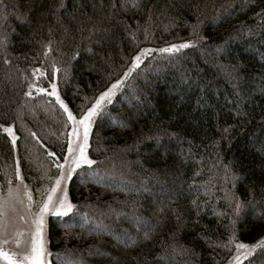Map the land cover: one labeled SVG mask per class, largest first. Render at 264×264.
Wrapping results in <instances>:
<instances>
[{"label": "trees", "instance_id": "16d2710c", "mask_svg": "<svg viewBox=\"0 0 264 264\" xmlns=\"http://www.w3.org/2000/svg\"><path fill=\"white\" fill-rule=\"evenodd\" d=\"M136 3L0 0V194L19 168L41 200L60 173L71 121L51 84L79 119L147 49L91 119L48 264H227L237 243L263 263L264 0Z\"/></svg>", "mask_w": 264, "mask_h": 264}, {"label": "snow or ice", "instance_id": "6c2138e0", "mask_svg": "<svg viewBox=\"0 0 264 264\" xmlns=\"http://www.w3.org/2000/svg\"><path fill=\"white\" fill-rule=\"evenodd\" d=\"M132 4L134 7H138L136 0H132ZM60 7H64L63 3H61ZM121 7H123V4L121 5ZM189 46L190 45L188 43L171 44L167 47L159 49V51L162 53H174L179 51L180 49L187 48ZM148 51L149 50L147 49H141V51L136 56L132 57L131 58L132 63L129 67V70L124 72V76L116 80L114 83H112L105 91L101 92L99 96L95 99V102L92 104V106L87 110V112L83 113L80 116L78 121L77 118L73 115V113L69 111L68 107L60 99L59 95H57L56 84L53 83L50 85L51 92H49L48 95L56 96L57 103H59L60 107L64 109V112L67 113L68 120L71 121L72 124L74 125L73 132L79 135V126L83 127L84 142L79 145V155H76L75 151L72 148V141L69 140V151L73 153V157L69 167V171L67 173L68 176L71 175V172L74 167H79L80 164L91 165L93 163V161L88 159L86 155L87 137L91 127V123H90L91 119L102 107V102L110 98L111 95L114 93V91L117 89V87L123 86L122 81L131 74L132 69L139 67V62L141 60V57L147 54ZM38 71L39 70L34 69V73ZM39 91L45 92V89L40 88ZM26 95H28V93H26ZM4 131L7 132L9 136L12 138L13 145L15 146L16 138L12 133L11 127L5 128ZM49 155H51V153H49ZM65 159L67 160L68 158L66 157ZM16 179L18 181L21 179L19 168H17L16 171ZM232 179H236L234 174L232 175ZM60 182H61V178H57L56 184L53 185L51 191L48 193L47 199H45L43 203L40 205V211L31 219V224L34 226V228L30 232V240L21 239V237L23 236V232L18 231L15 234L16 239L14 242L18 248H21V251L16 252V251L7 250L5 248V245L8 244V241L4 240L0 242V260L4 261L5 264H46L45 256L48 255V253L43 238L44 214L48 212H52V214L55 216L63 217L68 213H71L74 208V205L68 201L66 194L58 198L59 203L53 201L52 193H54L56 191V188L60 186ZM145 191H147V189H145ZM9 195H11V192H9ZM24 195L27 196L28 198L29 201L28 207H31L32 197L31 195L28 194L26 188ZM236 208L237 211L239 212V210L242 208V205L239 202H237ZM117 215H121V214L117 213ZM4 216L5 213L3 211V204L0 203V233H2L3 230L7 227V224L4 221ZM19 218L21 220L25 219L23 215H21ZM98 231L99 232L111 231V229H109L108 226H100ZM150 238H151L150 234L148 232H145L143 239L148 240ZM117 239L118 242L120 243L124 242L118 237ZM135 243H136L135 240L129 238V243L126 246H131L134 245ZM260 243H264V240H262ZM256 247H257L256 244H253L251 246L245 243L236 244L237 249L246 250V251H248L250 248L254 250ZM184 251H187V249H185ZM89 255L105 256L107 255V253L101 252L99 248H96L94 250L90 248ZM235 259H236V264H239L240 256H237ZM76 264H82V262L77 261Z\"/></svg>", "mask_w": 264, "mask_h": 264}, {"label": "rangeland", "instance_id": "374dc122", "mask_svg": "<svg viewBox=\"0 0 264 264\" xmlns=\"http://www.w3.org/2000/svg\"><path fill=\"white\" fill-rule=\"evenodd\" d=\"M78 120L79 119H77V121ZM73 128L74 125L72 124V122H70V129L67 140V151L64 159L60 163L61 164L60 166L63 167H60V173L57 177V178H61L60 186L56 188V191L54 193H52L53 201H55L56 203H59L58 198L64 196L65 194L67 195V199H68L67 186L70 181V178L73 177L74 172L79 167L84 165V164H80L79 167H74L71 172V175L70 176L67 175L73 157V153L69 151V140L72 141V148L75 151L76 155H79V145L84 142L83 127L79 126V135L73 132ZM87 144H88V137H87ZM86 150H87V146H86ZM66 157L68 158L67 160L65 159ZM57 178L53 185L56 184ZM52 187L41 200L36 199L33 196V193L29 188V186L21 178L19 181L18 180L16 181L15 185L10 186L5 191L4 194H0V203L3 204V211L5 213L4 221L7 224V227L3 230L2 233H0V242L4 240L8 241V244L5 245V248L7 250L16 251V252L21 251V248H18L14 242L16 239L15 234L18 231L23 232V236L21 237L22 240H30V232L34 228V226L31 224V219L40 211V205L43 203L45 199H47L48 193L51 191ZM25 188L27 189L28 194L31 195L32 197L31 207H28L29 201L27 196L24 195ZM9 192H11V195H9ZM21 215L25 217L24 220H21L19 218ZM51 215H53L52 212H48L45 213L43 217V221H44L43 238L48 253V255L45 256L46 264L49 263L47 223H48V218ZM250 250L251 248L248 251L236 248L234 257L230 261H228L229 263L227 264H236L235 258L237 256H240V262H241L245 258V255L250 252ZM0 264H5V262L0 260ZM258 264H264V262Z\"/></svg>", "mask_w": 264, "mask_h": 264}]
</instances>
